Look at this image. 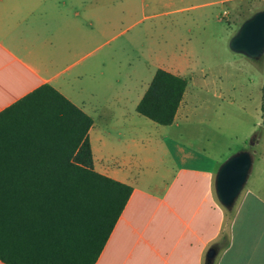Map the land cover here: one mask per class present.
I'll return each instance as SVG.
<instances>
[{
	"label": "crops",
	"instance_id": "0c3cea01",
	"mask_svg": "<svg viewBox=\"0 0 264 264\" xmlns=\"http://www.w3.org/2000/svg\"><path fill=\"white\" fill-rule=\"evenodd\" d=\"M107 10V0H0V184L28 163L26 141L6 138L30 114L50 126L33 137L75 153L87 138L93 170L132 189L94 264H206L210 248L212 264H264V193L247 189L230 211L220 205V161L176 141L189 136L179 122L185 92L168 126L137 113L145 91L109 96ZM45 86L91 120L87 130ZM166 158L175 164L163 176Z\"/></svg>",
	"mask_w": 264,
	"mask_h": 264
},
{
	"label": "rangeland",
	"instance_id": "374dc122",
	"mask_svg": "<svg viewBox=\"0 0 264 264\" xmlns=\"http://www.w3.org/2000/svg\"><path fill=\"white\" fill-rule=\"evenodd\" d=\"M212 1L107 0L102 41L108 51L109 96L136 99L158 69L179 75L187 82L179 122L189 136H178V144L205 148L220 163L235 152L249 151L253 165L241 195L247 189L264 193V55L252 60L228 47L240 24L264 9V0L205 5ZM40 121L35 120L33 134L50 129ZM166 161L158 171L163 176L175 164Z\"/></svg>",
	"mask_w": 264,
	"mask_h": 264
},
{
	"label": "trees",
	"instance_id": "16d2710c",
	"mask_svg": "<svg viewBox=\"0 0 264 264\" xmlns=\"http://www.w3.org/2000/svg\"><path fill=\"white\" fill-rule=\"evenodd\" d=\"M186 84L182 77L156 70L137 113L158 125H170ZM44 88L59 104L82 116L87 130L91 124L87 116L49 86ZM262 97L264 127V87ZM35 120L30 114L14 120L6 138L13 145L21 136L29 148L28 163L10 170L9 179L0 184V261L94 264L132 189L93 170L87 138L76 153L46 146L55 140L52 137L34 139Z\"/></svg>",
	"mask_w": 264,
	"mask_h": 264
},
{
	"label": "water",
	"instance_id": "95a60500",
	"mask_svg": "<svg viewBox=\"0 0 264 264\" xmlns=\"http://www.w3.org/2000/svg\"><path fill=\"white\" fill-rule=\"evenodd\" d=\"M229 49L248 59L259 60L264 55V9L245 19L228 41ZM253 157L247 150L229 155L218 167L214 176V192L220 205L232 210L251 173ZM217 252L210 248L206 264H212Z\"/></svg>",
	"mask_w": 264,
	"mask_h": 264
}]
</instances>
